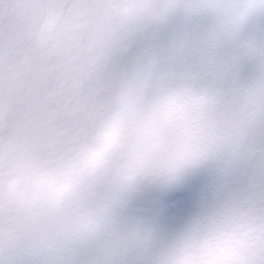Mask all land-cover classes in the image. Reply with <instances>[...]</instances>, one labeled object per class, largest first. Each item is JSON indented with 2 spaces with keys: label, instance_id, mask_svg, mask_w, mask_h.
I'll return each mask as SVG.
<instances>
[{
  "label": "snow or ice",
  "instance_id": "6c2138e0",
  "mask_svg": "<svg viewBox=\"0 0 264 264\" xmlns=\"http://www.w3.org/2000/svg\"><path fill=\"white\" fill-rule=\"evenodd\" d=\"M0 264H264V0H0Z\"/></svg>",
  "mask_w": 264,
  "mask_h": 264
}]
</instances>
